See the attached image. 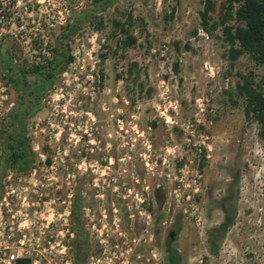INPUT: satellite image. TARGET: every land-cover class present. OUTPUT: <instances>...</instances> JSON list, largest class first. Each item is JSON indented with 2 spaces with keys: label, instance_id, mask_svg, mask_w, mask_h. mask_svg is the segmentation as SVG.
Listing matches in <instances>:
<instances>
[{
  "label": "rangeland",
  "instance_id": "1",
  "mask_svg": "<svg viewBox=\"0 0 264 264\" xmlns=\"http://www.w3.org/2000/svg\"><path fill=\"white\" fill-rule=\"evenodd\" d=\"M216 3L219 17L223 0ZM201 10L202 0H119L102 12L111 32L114 17L132 12L139 41L114 54L118 36L111 34L103 90L93 98L79 91L61 107L69 116L64 144L75 156L85 148L82 205L91 251L98 249L86 264L105 248L115 252V264H168L165 246L178 217L181 231L170 243L181 264H264V142L243 101L234 106L224 93L235 86L236 72L254 69L260 78L264 69L247 55L232 69L221 32L200 26ZM200 148L207 154L203 169ZM76 162L58 170L69 191ZM157 193L165 197L161 210Z\"/></svg>",
  "mask_w": 264,
  "mask_h": 264
},
{
  "label": "built area",
  "instance_id": "2",
  "mask_svg": "<svg viewBox=\"0 0 264 264\" xmlns=\"http://www.w3.org/2000/svg\"><path fill=\"white\" fill-rule=\"evenodd\" d=\"M94 3L95 0H0V131L16 103L2 66L3 52L9 54L15 68L46 66L54 56L53 48L60 32L79 13L93 9ZM97 16L96 22H88L72 38L69 63L52 85L40 110L31 117L34 121L28 125L27 136L36 156L31 169L25 173L9 169L1 181L0 264H16L20 257L31 259V264H74V254L73 258L69 254L77 233L71 211L75 198L82 200L84 195L80 161L84 160L85 148L75 156L70 145L64 144L68 140L69 116L61 107L71 102L70 96L79 91L93 98L103 90L102 63L111 52L110 35L115 33L108 30L101 12ZM101 16L105 19L103 28L97 26ZM116 36L121 37V33ZM45 111L48 115L42 117ZM75 158L77 162L69 177L75 186L69 191L70 188H63L58 170ZM114 253L105 248L92 257L90 264H115ZM157 255L152 250V257L156 259Z\"/></svg>",
  "mask_w": 264,
  "mask_h": 264
},
{
  "label": "trees",
  "instance_id": "3",
  "mask_svg": "<svg viewBox=\"0 0 264 264\" xmlns=\"http://www.w3.org/2000/svg\"><path fill=\"white\" fill-rule=\"evenodd\" d=\"M118 1L95 0L93 9L79 13L73 22L60 32L53 48L54 56L46 66H33L28 70L15 68L11 65L9 54L6 51L3 52L1 56L2 66L17 97L15 106L10 111L0 131V184L9 169L25 173L31 169L36 160L31 140L27 136L28 121L40 110L41 104L52 85L69 63L72 38L88 22H96L99 17L97 13H102ZM202 3L200 26L211 35L216 34L218 30L221 32L217 34V37L222 40L226 47L224 57L229 61L230 67L234 69L237 60L247 55L255 67L264 69V0H223L222 13L219 17L215 15L216 0H202ZM174 12L175 9L172 11V17ZM111 21L114 33L116 35L118 32L121 33L114 54H118L120 50L127 51L129 48L138 45V37L132 31V27L136 23L132 12H122L120 17H114ZM97 26L99 28L105 26L103 16L100 17ZM198 31L199 29L194 30L193 35L197 36ZM175 46L178 51H181L179 41L175 42ZM184 47L191 49L190 42H187ZM137 65L138 63L133 62L128 67L130 75L135 73ZM174 67L178 71L179 63L176 62ZM228 74L231 75L232 71H228ZM121 75L118 74V77H122ZM236 75L238 79L235 86L224 90V93L234 106L243 101L246 118L259 124L258 135L264 142V72L260 78L254 69L249 73L238 71ZM206 155V148H201V157L203 158L199 165L201 169L205 166ZM48 161L51 162V159ZM164 201V194L160 196L157 193V210H161ZM149 210L151 213H156L153 205H150ZM71 216L75 230L78 232L81 221V200L78 196L74 200ZM161 217L162 214L160 213L159 217L156 218L158 223L162 220ZM227 224L226 221L223 226ZM180 231L181 220L178 217L173 223L172 232L177 236ZM214 231L219 232L218 229ZM215 232L213 236L216 234ZM170 241L171 237L167 239L165 248L168 264H181V254ZM78 245L80 243H75L74 264H85L88 250L87 238L83 242V251L79 249ZM16 264H31V259L20 257Z\"/></svg>",
  "mask_w": 264,
  "mask_h": 264
},
{
  "label": "flooded vegetation",
  "instance_id": "4",
  "mask_svg": "<svg viewBox=\"0 0 264 264\" xmlns=\"http://www.w3.org/2000/svg\"><path fill=\"white\" fill-rule=\"evenodd\" d=\"M82 194H84V190L82 188ZM84 210H83V205H82V200H81V221H80V227H79V230L78 232L76 231V240L75 242L78 244L80 243L79 246V249L81 251H83V248H84V245H83V242L85 241V238H87V241H88V250H87V256H86V261L90 258L91 254H95L97 252V250H94V252L91 251V249H93V246L90 242V236H89V233L86 232V226H85V220H84ZM174 232H171V235L170 237L173 238L175 236V234H173ZM98 247V246H96ZM166 248V246H165ZM99 253V252H98ZM86 264V263H85Z\"/></svg>",
  "mask_w": 264,
  "mask_h": 264
},
{
  "label": "water",
  "instance_id": "5",
  "mask_svg": "<svg viewBox=\"0 0 264 264\" xmlns=\"http://www.w3.org/2000/svg\"><path fill=\"white\" fill-rule=\"evenodd\" d=\"M174 234V233H173Z\"/></svg>",
  "mask_w": 264,
  "mask_h": 264
}]
</instances>
